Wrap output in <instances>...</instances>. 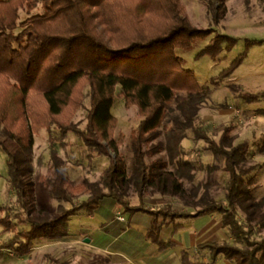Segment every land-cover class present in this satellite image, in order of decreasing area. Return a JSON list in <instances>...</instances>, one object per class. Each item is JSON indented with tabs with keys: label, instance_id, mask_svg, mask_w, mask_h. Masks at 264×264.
<instances>
[{
	"label": "trees",
	"instance_id": "trees-1",
	"mask_svg": "<svg viewBox=\"0 0 264 264\" xmlns=\"http://www.w3.org/2000/svg\"><path fill=\"white\" fill-rule=\"evenodd\" d=\"M258 1L264 17V0ZM209 2L219 22L227 0ZM250 2L245 0L247 6ZM211 31L185 17L181 0H0V149L7 154L9 184L18 204L17 211L0 204V212L5 213L0 219L2 232L13 233L0 244V257L5 248L24 256L42 239L71 235L73 210L61 206L60 214L52 217L37 210L32 201L34 134L45 128L50 135L52 176L41 180L50 198L73 203L86 190L89 196L75 210L93 212L111 200L124 212L147 213L151 224L146 235L160 249L174 244L172 238L161 237L164 226L173 224L175 232L182 226L178 219L220 213L233 239L200 242L198 248L207 253L208 261L194 260L184 249L183 264H213L219 255L237 264H264V196L256 197L254 191L259 166L247 164L251 142L234 144L232 125L215 140L200 117L203 105L246 52L212 79L214 87L199 85L189 69L175 71V79L170 75L174 72L164 71L179 66L176 48L189 47ZM255 41L248 40V45ZM235 43L234 37L217 34L204 52L216 56ZM229 86L245 103L264 101V91ZM117 96L127 107L136 106L141 117L130 139V165L121 151L124 135L116 136L118 120L112 107ZM80 108L85 110L83 127L74 121ZM169 110L176 114L167 120ZM190 131L196 142H204V151L223 160L221 168L228 173L224 198L212 194L209 181L196 182L198 164L183 149ZM69 132L86 149L108 159L99 180L84 179L79 185L72 180L67 161L58 152L59 145L68 143ZM259 151L264 152V138ZM147 189L177 198L192 210L176 209L170 203L146 206ZM131 192L139 198L137 206L129 201ZM53 261L77 264L56 257Z\"/></svg>",
	"mask_w": 264,
	"mask_h": 264
},
{
	"label": "rangeland",
	"instance_id": "rangeland-1",
	"mask_svg": "<svg viewBox=\"0 0 264 264\" xmlns=\"http://www.w3.org/2000/svg\"><path fill=\"white\" fill-rule=\"evenodd\" d=\"M181 1L185 7V17L194 26L205 29L210 28L212 31L210 34L193 41L189 47L176 48L175 53L181 58L179 66L177 65L176 69L167 68L164 71L174 72L170 75L171 79H175V76H173L176 75L175 71L180 68H183V70L189 69L195 74L199 85L214 87L212 79L228 68L240 54L246 52L244 59L234 72L219 83L211 99L203 105L200 117L208 135L215 140L220 138L226 127L232 125L231 135L233 136L234 144L244 139H248L251 142L247 164H257L259 166L254 172L255 183L257 184L254 191L256 197H262L264 196V152L259 151V145L264 138V101L245 103L236 96L229 86L231 83H235L248 92L257 93L264 91V17L261 3L258 0H251L249 6H247L245 0H227L225 16L217 22L213 18L210 0ZM217 34L234 37L236 43L231 49L223 47L221 52L216 56H212L205 53L204 49ZM248 40L257 41L250 46L248 45ZM117 89L120 90V87ZM85 102L88 104L87 100ZM173 106L172 104L171 108ZM112 113L118 120L116 136L120 133L124 135L125 139L121 151L130 165L133 157L130 139L132 131L138 125L141 117L137 107H127L124 98L121 96L115 97ZM174 114H176L175 110H169L167 112V120ZM74 121L79 122L82 127L85 125L84 109L80 108L77 110ZM49 136V132L45 128L34 134L33 172L31 176L33 182L32 201L37 210H45L52 217L60 214L61 206L73 210V214L69 219L70 237L72 239L78 236L80 241L77 244H68L66 241L45 238L38 241L30 253L24 256H17L11 250L5 248L0 257V264H59L53 261L54 257L60 261L70 260V262L77 264H98L99 261L104 260L102 254L99 251V253L93 252L94 250L88 245L90 241L85 240L88 234L83 229L93 228L103 223L106 220L103 214H115L114 221L116 222L120 221L117 218L118 216H123L124 213L131 214L130 212H123L124 209L114 204L111 200H105L93 212H88L85 209L75 210L89 196L86 190L79 192L73 203L58 202L50 198L47 188L41 180L42 177L49 178L52 176L48 169L50 157ZM66 141L68 143L65 146H58V152L67 161L68 170L74 183L79 185L84 179L99 180L108 164V159L86 149L82 140L74 132L68 133ZM203 145V141H195L192 131L189 132L188 138L183 141V149L187 157L195 160L198 164L196 182L202 179L209 181L212 194L217 198H224L228 173L221 168L223 160L216 158L210 152L204 151L202 149ZM112 155L115 156L114 153ZM211 165H216L219 169L209 172L208 168ZM144 194L146 206L158 207L170 203L176 209L192 210L191 206L186 205L177 198L151 194L148 189L145 190ZM129 201L134 206L139 204V198L133 192L130 193ZM0 204H7L12 206L15 211L18 210L15 191L9 184L8 179L7 154L2 149H0ZM4 214V212H0V219ZM135 214H145L150 219L147 213L137 212ZM134 220L132 224H128L126 220L122 221L124 229L125 227L126 229H129V227L133 228L131 232L129 230L126 231L124 238L129 239L134 233L137 235L141 234L135 236V242L138 243L139 248L144 249L147 242L156 246L146 235V230L148 229L145 226H137ZM210 222L213 223L211 224ZM172 225L163 227L161 233L163 238L171 236ZM20 227H28V225L21 224ZM2 228L3 225L0 224V244L13 236L12 232H2ZM173 238L177 240V244L171 246L172 253L179 254L182 249H187L189 256L195 260L204 259V257L208 259L207 253L204 250H199L197 246L199 242L208 239L216 241L232 240L233 235L223 225L222 214L215 213L184 219L183 226L177 233H174ZM125 259L126 261L123 264H134L133 261L129 262V258L125 257ZM207 259L204 260L208 261ZM213 264L237 263L225 258L223 255H219Z\"/></svg>",
	"mask_w": 264,
	"mask_h": 264
},
{
	"label": "crops",
	"instance_id": "crops-1",
	"mask_svg": "<svg viewBox=\"0 0 264 264\" xmlns=\"http://www.w3.org/2000/svg\"><path fill=\"white\" fill-rule=\"evenodd\" d=\"M89 215H93V214H89ZM103 215L106 218V220L103 223H101L100 225H96L93 228L83 229L86 231L85 233L88 234V236H90V242L88 243V245L91 246L92 250H94L93 252L95 253L100 252L102 254V258L104 260L99 261L98 264H123L126 261L125 257L129 258L130 260L129 262L133 261L134 264H183V259H182L183 249L179 254L172 253L171 246H169L166 249H160L156 243H155L156 246H154L151 245L149 242L145 244L144 249H142L141 247L139 248L138 243L135 242L136 241L135 236L141 234L137 235L134 233L135 235L132 234L133 235L132 237H130L129 239L128 238L125 239L124 235L126 234V231L129 230V232H131L133 228L129 227V229H126L125 227L124 229V226L122 225L123 223L122 221H118V222L114 221L115 214H103ZM144 215L145 214L124 213L123 217L125 218L128 224H132V221L134 220L135 217L134 223L137 226H145V228L148 229L151 224V216L149 215L150 216L149 219L146 215L145 216ZM178 221L183 226V218L178 219ZM210 223L212 224L213 222ZM171 225L172 224L166 226H171ZM179 230L172 232L171 236L167 238H163L162 235L161 237L165 240L168 238H172L174 240L173 245L175 246L177 244V240L173 238V235L174 233H177ZM172 231H173V225H172ZM61 241H66L68 242V244L69 243L77 244L80 240L77 236L72 239L71 237H68L67 239H62ZM204 259L207 258L204 257Z\"/></svg>",
	"mask_w": 264,
	"mask_h": 264
},
{
	"label": "built area",
	"instance_id": "built-area-1",
	"mask_svg": "<svg viewBox=\"0 0 264 264\" xmlns=\"http://www.w3.org/2000/svg\"><path fill=\"white\" fill-rule=\"evenodd\" d=\"M117 218H118V220H120V221H124V220H125V218H124L123 216H121V215L118 216Z\"/></svg>",
	"mask_w": 264,
	"mask_h": 264
},
{
	"label": "water",
	"instance_id": "water-1",
	"mask_svg": "<svg viewBox=\"0 0 264 264\" xmlns=\"http://www.w3.org/2000/svg\"><path fill=\"white\" fill-rule=\"evenodd\" d=\"M85 240H86V241H90V237L87 236V237L85 238Z\"/></svg>",
	"mask_w": 264,
	"mask_h": 264
}]
</instances>
